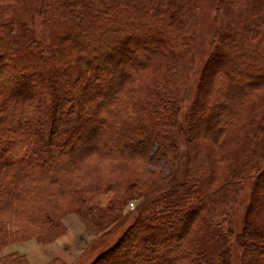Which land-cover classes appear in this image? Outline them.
Returning <instances> with one entry per match:
<instances>
[{
	"label": "trees",
	"instance_id": "obj_1",
	"mask_svg": "<svg viewBox=\"0 0 264 264\" xmlns=\"http://www.w3.org/2000/svg\"><path fill=\"white\" fill-rule=\"evenodd\" d=\"M238 1L218 0L201 93L199 85L184 119L196 57L187 0H42L40 35L0 17V215L56 227L50 196L76 189L70 199L88 219L122 212L137 184L123 193L119 181L77 185L82 160H155L170 173L150 208L88 264H264V99L255 98L264 18L238 27L230 20ZM0 264L30 263L10 254Z\"/></svg>",
	"mask_w": 264,
	"mask_h": 264
},
{
	"label": "rangeland",
	"instance_id": "obj_2",
	"mask_svg": "<svg viewBox=\"0 0 264 264\" xmlns=\"http://www.w3.org/2000/svg\"><path fill=\"white\" fill-rule=\"evenodd\" d=\"M187 2L190 5V11L194 10L192 30L196 35V57L188 81V95L179 115L181 119H184L189 111L199 85L198 92L201 93L203 84L201 73L210 53L215 30L218 27V0H187ZM41 3L42 0H0V17H3L1 20L10 18L16 22H26L40 35L43 30L42 17L39 13ZM253 14L264 18V0H239L230 20L241 27ZM255 43L258 48L264 50V29ZM255 98L264 99V88L260 89ZM202 142L208 144L212 155L221 154L223 151L216 147V143L214 144L211 140L203 139ZM229 148L230 146H227L224 150ZM263 148L264 143L261 144L260 150ZM220 162L226 163L222 160ZM111 167H115L119 171L111 172ZM166 169V167L159 166L155 160L153 162L149 160H121L91 154L82 160L76 170L74 177L77 185L79 181L100 185L119 181L118 188L121 187V193H123L129 183L132 185L135 183L137 186L130 189L135 198L124 203L122 212L108 210L110 215L107 217L95 215L93 219H88L84 213L81 214L78 202L75 199H70L79 189L70 194L58 193L54 196L52 194L49 206L53 212L61 214L55 218L54 225L56 227L53 228L47 226L45 222L26 223L21 218L0 215V218L8 219L5 222H9L7 232L2 231L7 236V240L6 247L0 250V256L10 254H15L18 258L23 256V259L30 264L90 263L101 252L118 241L123 232L134 222L139 211L150 208V202L158 191L155 189L160 184L161 176L170 173ZM181 171L179 170L177 178L180 177ZM109 172L110 174H108ZM138 176L140 177L136 179L135 177ZM252 181L253 178H249L244 182V191L239 196L237 214L233 219V222H236V233L241 231L246 220V207L251 196ZM262 203L264 205V201ZM34 224H37L38 227Z\"/></svg>",
	"mask_w": 264,
	"mask_h": 264
}]
</instances>
